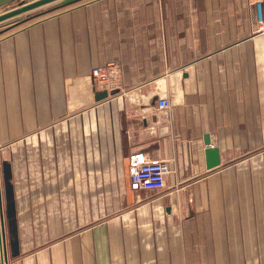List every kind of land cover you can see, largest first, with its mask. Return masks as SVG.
Here are the masks:
<instances>
[{"label": "crops", "instance_id": "obj_1", "mask_svg": "<svg viewBox=\"0 0 264 264\" xmlns=\"http://www.w3.org/2000/svg\"><path fill=\"white\" fill-rule=\"evenodd\" d=\"M252 3L82 0L0 24V154L15 179L14 217L0 192V242L13 221L22 264H264V33ZM108 63L121 75L97 101L91 71ZM206 135L220 149L213 170ZM135 153L172 160L163 192L130 191ZM34 161L53 177L43 193L69 191L75 210L31 252Z\"/></svg>", "mask_w": 264, "mask_h": 264}, {"label": "rangeland", "instance_id": "obj_2", "mask_svg": "<svg viewBox=\"0 0 264 264\" xmlns=\"http://www.w3.org/2000/svg\"><path fill=\"white\" fill-rule=\"evenodd\" d=\"M33 1H35V0H18V1L12 2L10 4L0 6V14L18 7L22 2L23 3H30ZM56 5L57 4H53L51 6H45V7L39 8L35 11H32L29 14L27 13L26 15L23 16V18L31 17L33 15L36 16V15L42 14L48 10L55 9ZM5 23H3V24H5ZM17 157H18L17 159H18L19 164H21V162L26 161L25 162V165H26L27 160L25 158L23 160H20L21 157L19 154H17ZM36 163L37 162L34 161V169L32 170V175H31L32 177H30V179H29L31 181V184L29 182H27L26 179H24V189L30 190V192L26 191V194L29 197L26 199L30 203H32V200L30 199V197L33 195V193H31V189H33L35 191V196H34L35 199L34 200L38 201L40 198V201H38V203L34 205V209L32 207V204L27 203L28 201H26L27 210H28L27 213L30 216L29 223L31 222L29 224V226L34 230L33 235H34L35 243L34 242H33V244L31 243L32 245H34L33 247H31V249H33L31 252L37 251L39 248H36V246L37 245L40 246L41 243L46 242L48 239V238L46 239V237H45L44 240L43 239L37 240L36 238H38L39 236L42 237V235L44 233L46 234L47 231L51 230V232H52V229L57 227V225H55V223L57 221L56 219L60 220L61 222L65 221V223L67 224L68 219L71 218L70 212L74 213V210H75L73 208V206L68 203V199H69V197H71V195H69V191H67L63 194H56V193L54 194L53 190L51 191L49 189L48 192L45 191V193H43V191H42L44 189L43 186H47V187L51 186L53 177L51 174H48L47 177L42 176L41 171L35 168ZM5 168H6V166L3 163L2 156L0 154V182H1L2 189H4V186H5V183H4L5 177L3 178V170ZM19 168H20V165H19ZM8 181L13 186L15 185V179L11 178ZM38 184H39L40 188L38 187ZM36 189L41 190L40 191V197L36 195ZM77 205L78 206L80 205V207L82 208L83 211L86 209L85 204L83 202H77ZM4 206H5V204H4ZM4 206H3V213H5ZM53 223L55 226L53 225ZM1 229H2V239H4L3 233L5 230V233H6V239L5 240H7V243H6V241L4 242V240L0 242V248H1L0 249V264H22V261L20 258H22L23 255L19 256L20 255V249H21L20 241H19V245H18L19 246V252H18L19 255L16 257H13L11 247H10V242H11V239H14V237L13 236L11 237L10 230H9L10 228L8 225H6V226L4 225V227H1ZM56 235H58V234H55V236ZM2 242H3V244H2ZM4 245H7V250H6L7 259L5 257V251H4V257H3V254L1 255V252L4 250Z\"/></svg>", "mask_w": 264, "mask_h": 264}, {"label": "built area", "instance_id": "obj_3", "mask_svg": "<svg viewBox=\"0 0 264 264\" xmlns=\"http://www.w3.org/2000/svg\"><path fill=\"white\" fill-rule=\"evenodd\" d=\"M253 25L255 33H264V0H253ZM121 75L118 64L108 63L93 68L91 78L99 90L112 92ZM167 98H159L157 109L160 112L169 110ZM129 187L131 192L151 191L161 193L167 188V180L174 172L172 160L151 158L145 153H135L128 157Z\"/></svg>", "mask_w": 264, "mask_h": 264}, {"label": "water", "instance_id": "obj_4", "mask_svg": "<svg viewBox=\"0 0 264 264\" xmlns=\"http://www.w3.org/2000/svg\"><path fill=\"white\" fill-rule=\"evenodd\" d=\"M15 1H18V0H0V6H4V5L10 4ZM79 1H82V0H35L30 3L22 2L18 7L0 14V24H3L9 20L18 18L22 15H25L39 8H42V7H45V6L54 4V3H57L56 8H62V7H66L71 4H74L76 2H79ZM108 96H109V93L104 91L97 95L96 100L101 101L103 99H106ZM204 139H205V145L207 146L205 150L206 167L208 170H213L215 168H218L221 165L220 149L218 147L211 146L209 135H206ZM9 198L12 200L13 196L11 195ZM8 211H9V216L14 217L15 208H14L13 203H11L8 206ZM9 228H10L11 236L14 237V239H12L11 241L12 249H15L16 247L18 248V227L12 221ZM17 254H18V251L17 253L16 251H13L14 256H16ZM5 257L7 259V255Z\"/></svg>", "mask_w": 264, "mask_h": 264}, {"label": "flooded vegetation", "instance_id": "obj_5", "mask_svg": "<svg viewBox=\"0 0 264 264\" xmlns=\"http://www.w3.org/2000/svg\"><path fill=\"white\" fill-rule=\"evenodd\" d=\"M5 166L6 168L3 170V178H4V183H5V186H4V189H5V199H6V208H7V211H8V206L11 204V203H15V195H14V189H13V186L12 184L8 181L9 179H11V169L9 168L10 164L9 163H5ZM9 173V174H8ZM1 182H0V192H1ZM13 196V199L11 200L9 197L10 196ZM2 196V194H1ZM10 199V200H8ZM9 213V211H8ZM11 247H12V244L10 243ZM12 251H18V248L16 247L15 249H12Z\"/></svg>", "mask_w": 264, "mask_h": 264}, {"label": "bare ground", "instance_id": "obj_6", "mask_svg": "<svg viewBox=\"0 0 264 264\" xmlns=\"http://www.w3.org/2000/svg\"><path fill=\"white\" fill-rule=\"evenodd\" d=\"M54 4H57V3H54ZM51 5H53V4H51ZM51 5H48V6H51Z\"/></svg>", "mask_w": 264, "mask_h": 264}]
</instances>
